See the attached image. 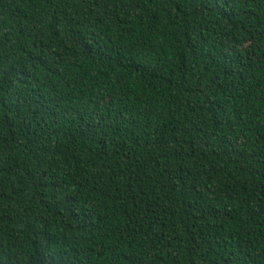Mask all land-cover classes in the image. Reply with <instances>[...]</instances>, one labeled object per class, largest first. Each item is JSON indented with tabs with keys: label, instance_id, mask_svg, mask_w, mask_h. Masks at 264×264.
I'll return each instance as SVG.
<instances>
[{
	"label": "trees",
	"instance_id": "16d2710c",
	"mask_svg": "<svg viewBox=\"0 0 264 264\" xmlns=\"http://www.w3.org/2000/svg\"><path fill=\"white\" fill-rule=\"evenodd\" d=\"M264 0H0V264H264Z\"/></svg>",
	"mask_w": 264,
	"mask_h": 264
},
{
	"label": "snow or ice",
	"instance_id": "6c2138e0",
	"mask_svg": "<svg viewBox=\"0 0 264 264\" xmlns=\"http://www.w3.org/2000/svg\"><path fill=\"white\" fill-rule=\"evenodd\" d=\"M262 106H264V105H262Z\"/></svg>",
	"mask_w": 264,
	"mask_h": 264
}]
</instances>
